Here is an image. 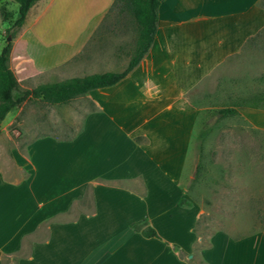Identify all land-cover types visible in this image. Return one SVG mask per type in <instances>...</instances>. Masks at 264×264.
Instances as JSON below:
<instances>
[{"label":"crops","instance_id":"0c3cea01","mask_svg":"<svg viewBox=\"0 0 264 264\" xmlns=\"http://www.w3.org/2000/svg\"><path fill=\"white\" fill-rule=\"evenodd\" d=\"M114 1L38 0L16 53L29 68L16 70L30 78L61 66L95 36L100 69L92 73L125 69L135 35L99 32ZM263 2L160 0L145 57L117 84L80 96L94 105L80 131L36 139L27 176H0V264H191L201 212L182 186L201 111L192 94L264 28ZM240 111L264 133L263 109ZM142 220L158 236L133 229ZM200 254L205 264H264V229L238 238L217 232Z\"/></svg>","mask_w":264,"mask_h":264},{"label":"rangeland","instance_id":"374dc122","mask_svg":"<svg viewBox=\"0 0 264 264\" xmlns=\"http://www.w3.org/2000/svg\"><path fill=\"white\" fill-rule=\"evenodd\" d=\"M18 8L16 0H0V51L7 42L11 43L10 67L21 87L30 89L100 69L95 62V48L99 44L95 36L85 53L73 60L34 77L22 76L24 70L16 69L19 65L28 69L30 63L16 54L18 47L25 45L20 36L22 27L15 24ZM118 30L135 35L136 43L137 23L128 13L115 10L99 32ZM133 53L134 50L126 59ZM261 92H264V28L192 94L201 111L184 164L182 186L185 197L201 212L195 227L200 239L191 264H205L200 253L217 232L238 238L251 237L264 229V133L254 129L255 115L246 117L240 107L239 115L235 116L222 117L217 112L234 101ZM92 109L93 103L79 96L61 105L28 100L10 111L0 122V176L4 182H17L27 176L23 162L29 157L28 148L33 141L46 136L73 138ZM4 264L14 263L5 260Z\"/></svg>","mask_w":264,"mask_h":264},{"label":"trees","instance_id":"16d2710c","mask_svg":"<svg viewBox=\"0 0 264 264\" xmlns=\"http://www.w3.org/2000/svg\"><path fill=\"white\" fill-rule=\"evenodd\" d=\"M16 1L19 8L15 24L18 27H23L29 10L38 0ZM159 4L160 0L114 1L110 11L117 10L128 13L138 26L134 53L122 71L96 72L42 83L30 89L23 88L10 67L11 43L7 42L0 51V122L10 111L25 101L37 99L50 105L67 104L74 98L86 95L92 90L110 87L120 82L140 63L150 49L157 31ZM239 107L264 109V92L254 94L248 99L234 101L217 112L222 117L235 116L239 115ZM70 139L72 138L66 140ZM181 203L185 204L187 200L183 199ZM132 227L146 237L158 236L155 228L150 226L146 220L135 222Z\"/></svg>","mask_w":264,"mask_h":264}]
</instances>
